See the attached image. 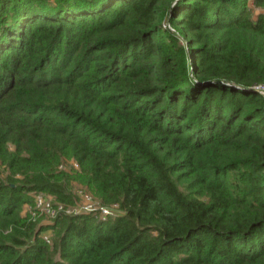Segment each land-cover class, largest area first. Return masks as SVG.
Wrapping results in <instances>:
<instances>
[{
	"label": "trees",
	"instance_id": "16d2710c",
	"mask_svg": "<svg viewBox=\"0 0 264 264\" xmlns=\"http://www.w3.org/2000/svg\"><path fill=\"white\" fill-rule=\"evenodd\" d=\"M248 2L0 0V264H264ZM75 184L121 213L22 214Z\"/></svg>",
	"mask_w": 264,
	"mask_h": 264
},
{
	"label": "built area",
	"instance_id": "2783aa9c",
	"mask_svg": "<svg viewBox=\"0 0 264 264\" xmlns=\"http://www.w3.org/2000/svg\"><path fill=\"white\" fill-rule=\"evenodd\" d=\"M257 89L261 94L264 95V87L258 86ZM77 167V164L71 161ZM91 194V193H90ZM86 190L81 189L77 192L78 197L83 201V212L85 214H91L99 220H106L108 218H114L121 213L119 205L117 203H112L109 205H104L96 200L92 194L90 195ZM34 210L44 213L50 218H55L60 212H65L67 214H72L69 209L62 203L55 201L54 197L43 192H36L33 194ZM30 213L34 215L33 211ZM73 214H80L79 212H74ZM43 239L50 243L49 235L42 233Z\"/></svg>",
	"mask_w": 264,
	"mask_h": 264
},
{
	"label": "rangeland",
	"instance_id": "374dc122",
	"mask_svg": "<svg viewBox=\"0 0 264 264\" xmlns=\"http://www.w3.org/2000/svg\"><path fill=\"white\" fill-rule=\"evenodd\" d=\"M248 6L251 8V13H252V17H256L258 14L260 13H264V7H256L252 0H249L248 2ZM74 168L76 169L77 167L75 166V164H73L71 161H67L63 168L67 169V170H71L70 168ZM2 173V168L0 167V178L2 177L1 175ZM82 187H80L79 185H74L73 187V193H77L79 190H81ZM87 191V190H86ZM89 193V191H87ZM90 194V193H89ZM91 195V194H90ZM67 209H69L71 211V213L73 214L74 212H79L82 213L83 212V201L82 199H80V197L75 200V203L73 205H69L66 206ZM32 212L34 213V216L38 219H40L41 224H48L52 222V218L48 217L47 215H45L44 213H41L39 211L34 210V201L32 202V204H26L22 207V214L28 213V212ZM43 234H47L49 235L50 238V242H51V236H52V232L50 229L46 230L43 232Z\"/></svg>",
	"mask_w": 264,
	"mask_h": 264
}]
</instances>
